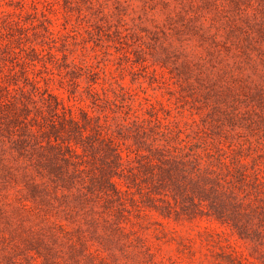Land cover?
Returning a JSON list of instances; mask_svg holds the SVG:
<instances>
[{"label":"rangeland","instance_id":"obj_1","mask_svg":"<svg viewBox=\"0 0 264 264\" xmlns=\"http://www.w3.org/2000/svg\"><path fill=\"white\" fill-rule=\"evenodd\" d=\"M0 264H264V0H0Z\"/></svg>","mask_w":264,"mask_h":264}]
</instances>
